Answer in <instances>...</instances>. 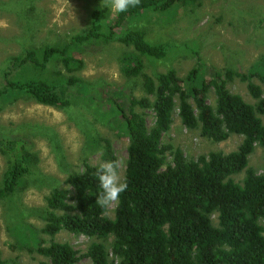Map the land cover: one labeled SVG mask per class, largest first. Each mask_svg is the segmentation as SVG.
Listing matches in <instances>:
<instances>
[{
  "label": "trees",
  "instance_id": "16d2710c",
  "mask_svg": "<svg viewBox=\"0 0 264 264\" xmlns=\"http://www.w3.org/2000/svg\"><path fill=\"white\" fill-rule=\"evenodd\" d=\"M179 3L201 6V0H141L139 6L114 17L109 8L96 6L87 28L64 44L25 46L20 54L5 61L1 102L24 96L64 109L75 101L77 91L86 99L96 96L91 83L80 76L85 66L80 52L91 44L117 41L136 52L120 59L122 73L128 79L142 78L146 94L121 103L109 99L113 101V124L129 139L124 177L128 188L121 194L112 218L108 209L96 205L99 187L95 174L99 166L88 164L83 172L68 175L64 182L68 187L56 185L52 189L45 209L26 207L22 195L34 184L45 183L37 169L39 156L28 136L0 133V152L7 160L0 199L9 202L11 211L6 230L15 248L45 258L39 264H77L78 251L69 243L54 240L62 231L97 239L85 255L92 264H264V174L249 167L256 148L264 149V74L258 70L264 57L249 74L226 71V80L238 77L248 82L256 101L252 105L226 88L222 73L210 83L203 81L201 87L194 84L195 72L185 79L174 69L148 76L143 58L165 59L166 46L151 43L142 28L117 33L128 21L150 11L168 12ZM56 64H61V71L55 69ZM255 76L261 84L252 82ZM211 87L216 94L214 107L207 100ZM114 94L120 96L122 91ZM177 106L187 129L200 130L202 137L216 143L238 135L242 143L229 154L211 152L189 160L180 148L162 141L172 127ZM147 110L155 113L151 128ZM90 143L102 149L104 160L117 159L109 140L95 136ZM244 171L241 183L232 178ZM32 212H41L45 224L40 231L28 221ZM110 239L111 250L106 245ZM0 264H9L1 254Z\"/></svg>",
  "mask_w": 264,
  "mask_h": 264
},
{
  "label": "rangeland",
  "instance_id": "374dc122",
  "mask_svg": "<svg viewBox=\"0 0 264 264\" xmlns=\"http://www.w3.org/2000/svg\"><path fill=\"white\" fill-rule=\"evenodd\" d=\"M96 6H101V0H0V87L1 70L9 56L20 54L29 45L64 44L87 28L90 13ZM126 28H142L151 43H161L167 48V57L163 60L143 58L148 76L155 77L174 69L179 78L185 79L195 72L194 84L201 87L203 81L210 83L217 79V73H222L231 93L242 96L249 104L256 103L249 93L248 82L238 77L226 80L225 75L230 69L249 74L264 57V0H201L198 7L196 3H179L168 12L150 11L128 21L117 33ZM126 54L136 55V52L117 41L91 44L80 52L79 58L85 62L80 76L91 83V91L96 95L94 100L86 99L82 91H77L75 101L64 109L43 105L24 96L14 101H0V133L8 132L6 134L12 137L28 136L39 156L37 169L45 183L34 184L22 195V203L29 209H45L46 199L56 185L68 187L64 182L70 173L83 172L87 164L99 166L106 162L102 149L97 150L90 143L95 136L109 140L115 157L126 165L129 139L113 124L110 108L113 101L121 103L130 97L146 95L142 78L128 79L122 73L120 59ZM55 69L61 71V64H56ZM258 70L264 74V59ZM252 82L261 84L258 76L253 77ZM182 86L186 88V83ZM116 91H122V94L116 96ZM207 100L215 106L213 87L207 90ZM190 102L195 107L194 100ZM177 109L178 106L172 127L162 141L175 149L180 148L189 160L211 152L229 154L242 143L243 138L238 135L220 143L202 137L200 130H190L182 124ZM145 115L151 128L155 113L147 110ZM171 159L169 156L168 161ZM6 162L0 152V184ZM249 167L264 174L263 148H256L250 156ZM125 171L126 166L121 169L123 179ZM245 176L244 171L232 178L241 183ZM116 206L117 203L108 208V217L114 216ZM40 213L32 212L28 217L29 223L38 231L45 224ZM10 214L9 202L0 199L1 259L9 264L45 261L36 253L14 247L6 230ZM214 221L217 223L215 217ZM44 239L50 240L48 236ZM54 240L69 243L78 251L77 264H92L85 255L97 239L62 231ZM106 245L111 250L112 240L106 241Z\"/></svg>",
  "mask_w": 264,
  "mask_h": 264
},
{
  "label": "clouds",
  "instance_id": "9594fccd",
  "mask_svg": "<svg viewBox=\"0 0 264 264\" xmlns=\"http://www.w3.org/2000/svg\"><path fill=\"white\" fill-rule=\"evenodd\" d=\"M141 0H101L102 8H109L113 14H122L130 8L140 5ZM126 166L122 159L102 162L96 171L99 193L96 200L102 210L111 208L118 203L128 184L123 179L121 169Z\"/></svg>",
  "mask_w": 264,
  "mask_h": 264
}]
</instances>
